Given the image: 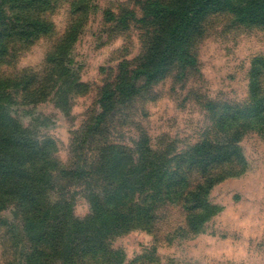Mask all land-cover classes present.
I'll use <instances>...</instances> for the list:
<instances>
[{"label": "rangeland", "instance_id": "1", "mask_svg": "<svg viewBox=\"0 0 264 264\" xmlns=\"http://www.w3.org/2000/svg\"><path fill=\"white\" fill-rule=\"evenodd\" d=\"M149 1L155 0L0 3V81L7 84L1 111L25 137L48 143L50 193L71 219L88 222L91 199H107L100 173L110 156L118 179L134 189L118 210L156 206L153 222L138 228L125 214L130 224L108 239V252L121 256L112 252L121 259L112 264H264V118L249 116L264 111V25L238 22L235 3L207 10L187 40L194 64L175 60L154 80L133 77L159 34V21L145 12ZM34 19L47 32H30ZM121 82L132 84L134 95L111 96L104 113L102 92ZM223 118L234 122L233 130ZM237 131V172L213 185L206 201L214 213L191 231L183 194L172 196L165 186L193 191L203 180L188 161L194 146L218 144ZM228 166L218 164L214 176ZM5 206L0 264H26L23 209L17 202ZM81 239L72 238L71 248ZM74 263L110 264V257L100 262L86 254Z\"/></svg>", "mask_w": 264, "mask_h": 264}, {"label": "trees", "instance_id": "2", "mask_svg": "<svg viewBox=\"0 0 264 264\" xmlns=\"http://www.w3.org/2000/svg\"><path fill=\"white\" fill-rule=\"evenodd\" d=\"M2 2L7 5L19 3L21 0H0V3ZM232 3H235L232 11L238 22L264 25V0H170L168 4L157 0L147 2L146 15L159 21V34L148 58L134 71L133 77L142 75L154 80L175 60L184 65L194 64V59L186 48L190 29L195 27L193 21L207 10L230 8ZM30 24L33 28L30 32L48 30V25L37 19L32 20ZM256 87L257 84L251 89L254 94L257 92ZM5 88L7 84L0 81V102L6 98ZM134 93L132 84L122 82L114 89L105 90L100 99L104 113L110 110L111 96L118 94L130 98ZM249 116L264 118V111L251 112ZM223 119L222 124L227 126L231 123L233 130L234 122L227 123L226 119ZM20 131V126L8 118L0 107V209H4L10 202H17L23 209V233L31 248L25 263L46 264L48 261L47 264H75V259L86 254H91L95 261L106 262L109 257L110 264L111 260L120 261L121 256L116 251L108 252V239L130 224L126 215L134 217L133 224H140L133 228L153 222L156 206L150 210L151 205L136 203L134 212L130 211L132 207L125 208L123 212L118 210V204L124 207L127 205L125 197L134 189L127 181L123 183L118 179L117 175H121V172L113 171L116 163H113L114 157L110 156L104 159L100 173L106 182L104 193L107 194V199L104 198L102 202L98 197L91 199L92 212L88 222L71 219L70 209L57 207V202L50 193L49 177L45 169L49 163L48 143L39 144L25 137ZM239 134L237 131L229 139L219 140L218 144L202 140L194 146L188 155V161L194 172L203 180L193 186V191L189 189L183 193L185 186L178 183L165 186V190L172 196L183 194L180 199L181 208L185 214V226L191 231L199 229L214 213V208L206 201L213 185L223 178L234 176L237 172L236 165L241 153L235 146ZM235 161L236 164L231 169L228 165L234 164ZM224 163L230 169L214 176L216 166ZM160 194L163 193L159 190L154 196L158 197ZM110 195L115 200H110ZM76 236L82 239L71 248L72 238ZM112 252H116L120 257ZM54 259H57L56 263L52 262Z\"/></svg>", "mask_w": 264, "mask_h": 264}]
</instances>
